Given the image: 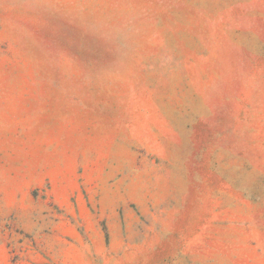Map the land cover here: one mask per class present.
<instances>
[{
    "label": "rangeland",
    "instance_id": "obj_1",
    "mask_svg": "<svg viewBox=\"0 0 264 264\" xmlns=\"http://www.w3.org/2000/svg\"><path fill=\"white\" fill-rule=\"evenodd\" d=\"M0 264H264V0H0Z\"/></svg>",
    "mask_w": 264,
    "mask_h": 264
}]
</instances>
